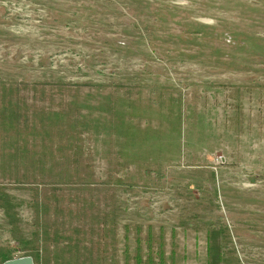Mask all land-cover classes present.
I'll list each match as a JSON object with an SVG mask.
<instances>
[{
    "label": "rangeland",
    "instance_id": "1",
    "mask_svg": "<svg viewBox=\"0 0 264 264\" xmlns=\"http://www.w3.org/2000/svg\"><path fill=\"white\" fill-rule=\"evenodd\" d=\"M210 233L264 264V0H0V257L208 264Z\"/></svg>",
    "mask_w": 264,
    "mask_h": 264
},
{
    "label": "trees",
    "instance_id": "2",
    "mask_svg": "<svg viewBox=\"0 0 264 264\" xmlns=\"http://www.w3.org/2000/svg\"><path fill=\"white\" fill-rule=\"evenodd\" d=\"M147 240H148V247H152L153 246V242H151V238L150 236H147ZM139 250L141 249V243H139ZM207 255L209 257V262L208 264H219L220 259V248L215 240V237H213L212 233H210L209 236V240H208V248H207ZM158 256V263L160 262L161 264L163 263V261L166 260V256H165V250L164 248L160 245V249L158 250V252L156 253ZM1 261L0 264L14 259L12 257H10L8 254H2L1 255ZM35 259V258H34ZM35 261L37 262V259H35ZM134 264H156V258L153 256H149L147 259H144L143 255H141L140 253L134 258L133 260Z\"/></svg>",
    "mask_w": 264,
    "mask_h": 264
},
{
    "label": "water",
    "instance_id": "3",
    "mask_svg": "<svg viewBox=\"0 0 264 264\" xmlns=\"http://www.w3.org/2000/svg\"><path fill=\"white\" fill-rule=\"evenodd\" d=\"M2 264H36V263L33 257L25 256V257L8 260Z\"/></svg>",
    "mask_w": 264,
    "mask_h": 264
},
{
    "label": "crops",
    "instance_id": "4",
    "mask_svg": "<svg viewBox=\"0 0 264 264\" xmlns=\"http://www.w3.org/2000/svg\"><path fill=\"white\" fill-rule=\"evenodd\" d=\"M165 256H166V252H165ZM156 258V264H161L160 262L158 263V258ZM145 259V258H144ZM134 263V262H133ZM162 264H178L176 260H171V262H169L168 258L166 257V260L163 261Z\"/></svg>",
    "mask_w": 264,
    "mask_h": 264
}]
</instances>
